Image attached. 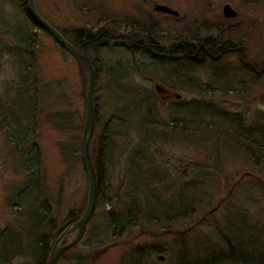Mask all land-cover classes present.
Returning <instances> with one entry per match:
<instances>
[{
    "label": "rangeland",
    "instance_id": "obj_1",
    "mask_svg": "<svg viewBox=\"0 0 264 264\" xmlns=\"http://www.w3.org/2000/svg\"><path fill=\"white\" fill-rule=\"evenodd\" d=\"M34 3L66 39L96 30L110 15L151 18L161 30L149 50L132 51L122 37L85 49L100 67L90 154L109 122L103 190L81 239L55 264H263L264 194L247 187L252 177H264V150L253 142L264 130V70L254 76L238 53L197 62L169 46L226 40L229 32L217 28L228 3L254 26L252 38L231 44L249 43L246 56L264 69V0ZM86 80L78 61L25 19L18 0H0V264H37L45 224L55 221L51 247L85 208ZM249 196L260 200L250 203ZM237 237L251 261L233 253ZM102 248L94 259L81 257Z\"/></svg>",
    "mask_w": 264,
    "mask_h": 264
},
{
    "label": "trees",
    "instance_id": "obj_2",
    "mask_svg": "<svg viewBox=\"0 0 264 264\" xmlns=\"http://www.w3.org/2000/svg\"><path fill=\"white\" fill-rule=\"evenodd\" d=\"M18 2H19V5L23 8L25 19L31 24H34L36 27L42 28L33 18L29 8L27 7L26 0H18ZM121 21L125 22L124 23L125 25L123 26L125 27L124 30H122L121 28V25H122ZM121 21H120V18L115 15L113 16L110 15L108 17L103 16L102 19H100L99 23L97 24L98 26H96V30L92 31L90 28H82L78 31L74 39H67L73 45H75L84 55L89 57L95 69V77L97 76L100 67L96 59L90 56L86 52L85 49L87 47L95 46L98 43L104 42L106 38L122 37L126 41H128L129 43L128 47L132 51H135L136 47H141V46L144 48L147 47V49L149 50L150 49L149 41L156 39L155 35L160 37L161 30H157V27L155 26V23H154L156 21L152 20L151 18L140 20L132 16H124ZM126 27H129V28H126ZM113 28H117V29L121 28L122 32L120 34H117L114 32ZM59 31L61 32V30ZM62 35L65 36L63 33ZM201 46L203 45L200 43L195 44L192 42L188 43L186 41L180 42V43L175 42L172 44V46H169L171 47L169 48V50L171 51L174 50L176 52L182 53L185 58L190 59L192 61L201 62L205 59L214 60V61L218 60V57L221 54V50H219L220 52L215 53V46L214 47L211 46V50L214 52L208 51L206 53L200 50ZM164 49L165 48L161 47V50H164ZM80 67L83 70V72L86 73L81 65ZM86 84H87V80H86ZM94 105H95V102H94ZM95 120H96V105H95ZM107 123L103 125L98 137L92 140V149H91V154H90L92 162L94 163L96 171H97V197L101 195V192L103 190L102 178H103V173H104V164H105V157H106L105 149L107 148L106 146H107V139H108ZM33 150L34 149H32V151ZM76 219L78 218L74 217L71 222H74ZM46 224L45 226H47L48 229L44 233H41L39 238H37V244H38L37 247L39 248V252L36 257L37 264H46V260L49 255L50 249H51L50 240L53 238L55 234V221L50 220L49 224L48 223ZM232 244H233V249L235 250L233 253H236L239 255L238 256L239 260H243L245 262L251 261V260H248L246 256L240 253V251L238 250V247L236 246V243H232ZM104 251H105V248H102L93 253L85 254L84 256L82 255L81 257L94 259L100 253Z\"/></svg>",
    "mask_w": 264,
    "mask_h": 264
},
{
    "label": "water",
    "instance_id": "obj_3",
    "mask_svg": "<svg viewBox=\"0 0 264 264\" xmlns=\"http://www.w3.org/2000/svg\"><path fill=\"white\" fill-rule=\"evenodd\" d=\"M26 3L35 21L45 31H47L62 48L68 51L80 63L87 76V84L84 95V125L81 138V151L88 180L86 204L79 219L66 226L54 241L47 257L46 264H55L58 256L63 251L74 246L81 239L84 232V227L95 208L97 197V171L89 152V143L94 134L95 127V106L93 100L95 69L91 60L86 55H84L75 45L68 41L58 29H56L52 24L43 18L36 8L34 0H26ZM154 9L161 12L177 14V11L164 4H155ZM223 14L226 16H231L234 14V11L229 5H225L223 8ZM155 89L159 92L163 90L158 84H155ZM175 95L178 96V94ZM73 231H75V235L71 240L58 245L65 235Z\"/></svg>",
    "mask_w": 264,
    "mask_h": 264
},
{
    "label": "flooded vegetation",
    "instance_id": "obj_4",
    "mask_svg": "<svg viewBox=\"0 0 264 264\" xmlns=\"http://www.w3.org/2000/svg\"><path fill=\"white\" fill-rule=\"evenodd\" d=\"M224 5H229L231 8L232 6L228 3H225ZM222 6V10L223 7ZM233 9V8H232ZM234 14L231 16H226L223 13V17L225 19H223V21L220 22V25H218L219 27L217 28L220 32V34L223 36V33L226 32L228 33L227 35V39L223 40L220 36H216V38H214L217 42L215 44V53L220 52L219 50H221V55L226 54V53H238V61L244 65V67L251 72V74H253L254 76L256 75H260V70H264V69H258L260 66L257 65L251 57L246 56V55H250V46L249 43L246 44L245 46H242L241 48L239 47H233V45L231 44L235 39H237L236 42L240 41L242 37L245 38H252V35L249 33V31L254 30V26L251 25V23H249L248 21H244V20H240L236 10H234ZM260 27V26H259ZM234 33V34H232ZM238 33V34H237ZM233 35V36H232ZM230 37V38H229ZM232 37V38H231ZM239 37V39H238ZM206 42H208L210 39H204ZM211 43V42H210ZM209 43V44H210ZM240 44H242V41H240ZM244 44V43H243ZM211 49V46L209 47L208 44H206V46H201L200 50H202L203 52H208ZM240 54V55H239ZM244 55V56H243ZM261 68V67H260ZM256 80V79H255ZM258 80V79H257ZM262 135L261 137L258 138H253V142L254 144L261 146L264 150V130L262 131V133L260 134ZM256 177V176H255ZM254 177H252L251 180L249 181V184L251 187H247V189H252L253 188H257L258 190H260V192L262 191V193L264 194V177H256L257 179H253ZM240 182V181H238ZM246 200H260V198L251 199V196L246 197ZM236 203H240L239 200L236 198ZM251 203V201H249ZM261 203L264 206V196L261 199ZM239 205V204H238ZM239 237V236H238ZM237 237V244L236 246L238 247V250L242 253V255H244V251L243 248L240 245V238ZM52 247V245H51ZM241 249V250H240ZM235 251V250H234ZM162 257V256H161ZM248 260H252V256H248L247 258ZM255 263V262H254ZM257 263V262H256ZM258 264V263H257ZM260 264V263H259ZM263 264H264V260H263Z\"/></svg>",
    "mask_w": 264,
    "mask_h": 264
}]
</instances>
